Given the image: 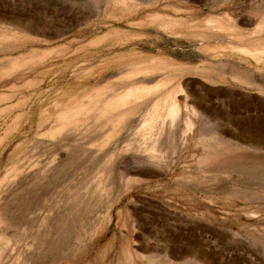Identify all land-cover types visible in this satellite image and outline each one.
Here are the masks:
<instances>
[{"label":"rangeland","instance_id":"1","mask_svg":"<svg viewBox=\"0 0 264 264\" xmlns=\"http://www.w3.org/2000/svg\"><path fill=\"white\" fill-rule=\"evenodd\" d=\"M202 127L264 157V0H0V264H264Z\"/></svg>","mask_w":264,"mask_h":264},{"label":"bare ground","instance_id":"2","mask_svg":"<svg viewBox=\"0 0 264 264\" xmlns=\"http://www.w3.org/2000/svg\"><path fill=\"white\" fill-rule=\"evenodd\" d=\"M143 87V86H142ZM147 88V89H146ZM144 87L141 88V86L139 88H132L133 90H129L128 92H125L126 94H123V97H119V100L115 101L114 103H111V101L108 103L111 105H117L120 103H124L126 101H128L129 99L132 98H137L139 95L141 94H145L146 90L148 92L149 88L148 87ZM155 88H150V90H154ZM113 101V100H112ZM116 103V104H115ZM73 104V103H72ZM78 105V104H77ZM107 105V104H105ZM72 106V105H71ZM75 107V105H74ZM73 107V108H74ZM78 107V106H77ZM75 109H78V108ZM85 107V106H84ZM110 108V106H108ZM104 108H107L106 106ZM103 108V112L105 111ZM108 108V109H109ZM114 108V107H113ZM74 109V110H75ZM81 109V107H80ZM106 109V110H108ZM156 108L154 107V110ZM159 109V107H157V110ZM152 110L151 112L149 111V113H147V118L145 119V123L144 126L146 125L149 126L151 122H154L157 120H160L158 122H163V118L165 117V113H163V111H154ZM160 110V109H159ZM64 111V110H63ZM69 111V110H68ZM102 112V114H103ZM62 113V112H61ZM178 104L175 101H172L169 105V108L166 112V115L169 117V119L171 120V122H174V120L177 118L178 114ZM193 113V112H191ZM74 114V113H73ZM72 112H66L63 114H60L59 116V120L62 122L64 119H70L73 116ZM77 114V113H75ZM72 115V116H71ZM191 115V114H190ZM195 115V114H194ZM193 115V116H194ZM71 116V117H69ZM189 116V115H188ZM101 117V116H100ZM197 117V116H195ZM188 120V119H186ZM70 121V120H69ZM65 122V121H63ZM118 122V121H117ZM170 122V123H171ZM190 122V121H189ZM63 124H66L63 123ZM68 124V123H67ZM188 126H190L187 123ZM186 125V126H187ZM60 126V124H59ZM203 126V125H202ZM178 127V126H177ZM189 128V127H188ZM205 128V127H204ZM212 130H206L203 129V127L200 129L199 131H197V138H196V142L201 144L203 146V150L206 153L209 154H213L215 159L217 158V162L213 165H215L216 169H224V170H228L230 172L236 173L238 175V179H239V183L242 184L243 186L248 185L249 183H251L253 180H261L264 179V157H257V156H250L246 153V151L241 150L239 153H235V150L237 149V146H235L234 144L229 143L226 140L220 139L218 136H216L214 133L211 132ZM163 133V132H162ZM170 136V134H167L164 138L165 140L163 141L164 143L166 142V152L167 153H172V151L174 150V144L173 142L170 141V139L168 138ZM158 140V139H157ZM159 141V140H158ZM162 141H159V143H161ZM155 142V141H154ZM153 142V143H154ZM157 143V141H156ZM173 145V146H172ZM163 146V144L161 145ZM165 148V147H164ZM147 149V148H146ZM153 149V148H152ZM154 149H157V147H155ZM138 151V150H137ZM156 151V150H155ZM139 152V151H138ZM211 156V155H210ZM149 159L152 160V157L149 156ZM214 159V160H215ZM259 159V160H258ZM213 160V161H214ZM110 175V174H109ZM100 176V175H99ZM99 180V179H98ZM95 181V180H94ZM100 181V180H99ZM98 181V182H99ZM107 181V180H105ZM263 181V180H262ZM89 182V181H88ZM97 182V180L95 181ZM90 183V182H89ZM107 183V182H106ZM94 184V183H92ZM99 184V183H98ZM109 184V183H108ZM107 184V185H108ZM73 185V184H72ZM101 186V184H99ZM104 185V183H103ZM252 185V184H251ZM95 186V185H94ZM93 186V187H94ZM105 186V185H104ZM250 186V185H249ZM82 187V186H81ZM114 187V186H113ZM64 188V187H63ZM72 188V187H70ZM83 188V187H82ZM99 189V187H96ZM109 190V187H107ZM248 188V187H247ZM89 189V188H88ZM104 189V188H103ZM113 189V188H112ZM245 190H247L246 188H244ZM242 189V190H244ZM75 190V189H74ZM70 191V190H69ZM94 191V188L93 190ZM103 192V191H102ZM108 192V191H107ZM68 193V192H67ZM72 193V192H69ZM92 193V192H91ZM96 193V192H95ZM94 193V194H95ZM73 194V193H72ZM63 195V194H62ZM67 195V194H66ZM88 195V194H87ZM69 196V194H68ZM83 196V195H82ZM81 196V197H82ZM246 196V195H245ZM244 196V197H245ZM250 196V195H249ZM92 197V196H91ZM94 197V196H93ZM253 198V197H252ZM256 198V197H255ZM82 199V198H81ZM88 200V199H87ZM85 201V200H84ZM82 205V204H81ZM51 209V208H50ZM75 210V209H74ZM2 214H0L1 216ZM2 217V216H1ZM69 217V216H68ZM71 221V220H70ZM69 223V222H68Z\"/></svg>","mask_w":264,"mask_h":264}]
</instances>
